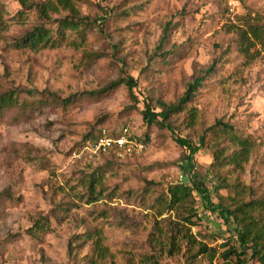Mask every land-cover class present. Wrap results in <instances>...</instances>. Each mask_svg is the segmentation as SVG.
Wrapping results in <instances>:
<instances>
[{
	"label": "rangeland",
	"instance_id": "1",
	"mask_svg": "<svg viewBox=\"0 0 264 264\" xmlns=\"http://www.w3.org/2000/svg\"><path fill=\"white\" fill-rule=\"evenodd\" d=\"M1 1L11 15L21 8L17 0ZM231 1L99 0L100 7L82 4L81 16L100 23L93 31V48L104 55L82 74L65 65L51 80L47 69L50 61L22 53H11L7 59L0 44L5 88L41 90L49 83L64 97L77 96L68 113L49 107L28 122H0V197L10 188L17 201L0 213V264L208 262L207 256L189 259L197 248L173 230L177 224L192 236L190 240L209 246H220L223 240L212 243L205 234L229 237L227 225L205 208L199 193H194L195 225L181 219L183 208L159 215L133 198L108 204L109 217L84 221L85 209L92 205L83 204L73 213H64L55 207L52 197L56 191L77 201L63 178L103 163L92 150L94 142L80 145L97 121V132L105 128L116 137L127 128L133 136L131 149L118 148L115 154L127 187L137 193H141L144 180L160 188L195 180L208 188L214 203L222 199L231 202L236 182L260 185L264 191V41H245L248 53L239 46L240 36L250 25L264 24V0H238L240 5ZM129 8L135 15L128 20L120 22L110 16ZM16 33L14 28L11 34ZM118 41H122V49L114 53L112 46ZM162 52H177L178 57L163 60ZM122 59L124 63L119 61ZM7 61L10 69L6 75ZM211 65L219 67L221 76L208 75L192 97L202 125L207 127L220 119L263 140L252 148L242 169L235 164L213 167L212 147L202 141L201 126L189 127L183 113L166 120L165 127H149L143 119L147 104L154 112H161L164 105L178 104L188 84L204 76ZM125 77L134 79L133 96L124 84L99 97L87 96ZM175 136L190 140L197 151L190 155ZM219 175L227 188L216 189L222 184ZM41 215L51 219L53 231L37 240L29 230ZM174 235L180 248L172 250L170 239Z\"/></svg>",
	"mask_w": 264,
	"mask_h": 264
},
{
	"label": "trees",
	"instance_id": "2",
	"mask_svg": "<svg viewBox=\"0 0 264 264\" xmlns=\"http://www.w3.org/2000/svg\"><path fill=\"white\" fill-rule=\"evenodd\" d=\"M17 1L21 8L15 15H11L0 0V44H3L7 59L11 53H22L41 61H50L47 69L50 70L49 80H51L56 79L57 71L65 65L70 66L72 72L82 74L103 57L104 54L96 52L93 48L95 41L93 31L100 23L91 22L87 17L81 16L82 4L87 3L100 7L99 0ZM111 15H114L113 19L116 21L120 19L122 22L135 13L129 8ZM14 28L17 29V33L12 35L11 31ZM251 38L262 44L264 24H252L249 30L240 36L239 46L243 52H249L244 42ZM112 47L113 52H117L122 49V41L114 43ZM161 57L163 60L169 57L175 59L178 55L177 52H162ZM119 61L124 63L123 59ZM9 69L7 61L4 65L6 75ZM30 71L32 72V68ZM219 71V67L209 66L204 76L195 78L191 84H188L186 94L178 104L164 105L161 112H154L147 104L143 111V119L149 127L154 124L165 127L166 120L183 113L189 127H195L197 124L201 126L202 141L212 147L213 167L235 164L236 168L242 169L244 163L248 161L252 148L258 143H263V140H259V137L254 135H245L239 128H236L235 124L220 119L204 127L201 123L200 111L192 99L201 81H204L208 75H213L215 78L221 76ZM2 77L3 75L0 74V122L2 123L16 125L28 122L49 107L68 113L77 101V96L64 97L59 88L49 83L41 90L36 87L23 86L5 88ZM123 84L128 87L133 96L132 89L135 82L132 77L113 81L102 90L89 92L87 96L99 97ZM160 117L162 120H159ZM99 123L100 121H97L91 127L80 144L81 146L98 140L102 129L97 132L95 127ZM130 137L133 139V136ZM175 141L178 145L188 149L190 155L198 149L186 138L175 136ZM116 149L118 147L113 146L107 151L94 152L95 156L103 160L101 165L92 167L86 172H74L65 176L62 182L73 191L77 201L72 202L67 199L68 195L55 191L52 197L55 207L64 213H73L75 208L89 204L92 208L85 209L84 221H97L112 215L107 205L113 203L115 199L133 198L136 203L147 209H155L159 215L176 208H183L181 219L190 225H195L192 218L198 216L197 208L193 203L196 192L204 199L205 208L221 218L231 234L226 238L218 234H205V237H210L212 243L223 240L220 246H209L206 242H193L190 240L192 236L176 224L173 228L176 235L183 240L188 239L187 242L193 243V247L197 248L195 254L189 259L207 256L206 264H264V191L260 190V185L236 182L234 184L235 195L231 197L229 203L223 202V199L218 203L212 202L208 188L195 180L191 184L174 183L161 188L151 180H144L145 184L141 193H137L134 189L127 187V178L123 177L117 167ZM218 177L222 184H219L216 189L227 188L223 184V178L220 175ZM14 203L17 201L11 189L8 188L0 197V213L3 208L14 205ZM92 229L96 230L97 226H93ZM52 231L51 219L43 215L34 219V224L29 230L30 235L37 240L43 239ZM151 233L155 235L156 232L153 230ZM176 235L170 239L172 250L180 248ZM146 259L145 257L144 260ZM93 264L100 263L94 262Z\"/></svg>",
	"mask_w": 264,
	"mask_h": 264
},
{
	"label": "built area",
	"instance_id": "3",
	"mask_svg": "<svg viewBox=\"0 0 264 264\" xmlns=\"http://www.w3.org/2000/svg\"><path fill=\"white\" fill-rule=\"evenodd\" d=\"M231 3L234 5H240L238 0H232ZM133 145L134 142L132 138H130L127 128L123 129V131L116 137L110 136L107 130L104 128L102 130L101 136L93 143L92 150L93 152L107 151L113 146L130 150Z\"/></svg>",
	"mask_w": 264,
	"mask_h": 264
}]
</instances>
